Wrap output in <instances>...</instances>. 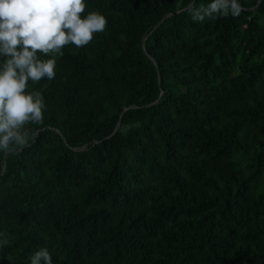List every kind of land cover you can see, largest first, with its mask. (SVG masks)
<instances>
[{
    "label": "trees",
    "instance_id": "trees-1",
    "mask_svg": "<svg viewBox=\"0 0 264 264\" xmlns=\"http://www.w3.org/2000/svg\"><path fill=\"white\" fill-rule=\"evenodd\" d=\"M86 0L30 143L0 154V264H264V0ZM46 85V87H44Z\"/></svg>",
    "mask_w": 264,
    "mask_h": 264
},
{
    "label": "clouds",
    "instance_id": "clouds-1",
    "mask_svg": "<svg viewBox=\"0 0 264 264\" xmlns=\"http://www.w3.org/2000/svg\"><path fill=\"white\" fill-rule=\"evenodd\" d=\"M86 0H0V154L27 147L25 125L42 124L46 111L40 90H27L29 81L54 80L57 58L68 45L87 46L108 20L98 11L85 13ZM240 0H209L191 7L193 22L237 17ZM46 87V85L44 86ZM0 232V249L6 244ZM29 264H54L47 247L29 257Z\"/></svg>",
    "mask_w": 264,
    "mask_h": 264
}]
</instances>
